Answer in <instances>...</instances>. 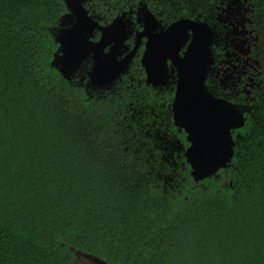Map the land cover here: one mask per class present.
Listing matches in <instances>:
<instances>
[{"label":"trees","instance_id":"trees-1","mask_svg":"<svg viewBox=\"0 0 264 264\" xmlns=\"http://www.w3.org/2000/svg\"><path fill=\"white\" fill-rule=\"evenodd\" d=\"M85 6L103 25L144 9L161 29L208 22L206 85L245 124L229 165L195 180L175 72L148 84L138 53L93 89L53 64L65 0H0V264H264V0Z\"/></svg>","mask_w":264,"mask_h":264},{"label":"water","instance_id":"water-1","mask_svg":"<svg viewBox=\"0 0 264 264\" xmlns=\"http://www.w3.org/2000/svg\"><path fill=\"white\" fill-rule=\"evenodd\" d=\"M65 1L73 22L58 31L56 39L61 55L54 58L53 64L71 78L85 60L92 58L90 84L110 87L129 68V61L138 49L136 45L119 59L128 48L126 41L131 33L128 21L123 14L102 25L87 10L86 0ZM145 15L150 25L140 35L147 38L141 57L146 81L161 86L175 72L173 117L188 133L190 145L185 154L192 175L199 181L232 161L235 152L232 132L245 124L244 111L239 104L215 95L206 85L207 71L214 63L212 44L216 37L208 22L180 18L158 31L155 15L148 9ZM96 30L101 33L99 40H94ZM109 43L113 45L106 51Z\"/></svg>","mask_w":264,"mask_h":264},{"label":"flooded vegetation","instance_id":"flooded-vegetation-1","mask_svg":"<svg viewBox=\"0 0 264 264\" xmlns=\"http://www.w3.org/2000/svg\"><path fill=\"white\" fill-rule=\"evenodd\" d=\"M147 9H144L143 11H136L135 14H133L132 12H130L128 14V16L126 14H124V17L126 18V20L128 21V24H129V28H130V37L129 39L126 41V44L128 46L127 50L123 52L122 56L119 57L122 58L124 56H126L127 54H129V52H131V50H133L135 48V46L137 45L138 46V49L137 51L134 53V55L131 57L130 61H129V68H130V65H131V62L133 61V59L135 58V56L139 53L141 54L140 56V59L142 57V54H143V51H144V48H145V44H146V41H147V38L144 36V35H140L142 33V31H144V29L146 28V25L148 26V24L150 25V20L148 19V17L145 15V12H146ZM123 15V14H122ZM115 19V18H114ZM113 19V20H114ZM112 20V21H113ZM111 21V22H112ZM110 22V23H111ZM101 24V23H100ZM109 24V23H108ZM103 25V24H102ZM107 25V24H106ZM166 28V27H164ZM163 28V29H164ZM160 28V25L158 27V31H161L163 30ZM101 37V33L99 30H96L95 31V37H94V40H99ZM113 44L112 43H109L108 46L105 48L106 51H109V48L112 46ZM142 49L141 52H139V50ZM61 55V54H60ZM94 63V60L92 58L88 59V60H85L82 64V68L78 70L77 73L75 74H82V73H85L88 78H89V75L88 73L90 72L91 70V66L92 64ZM87 66V67H85ZM128 68V69H129ZM128 69L121 74V76L123 74H125ZM74 74V75H75ZM73 75V76H74ZM72 76V77H73ZM120 76V77H121ZM119 77V78H120ZM147 77V75H146ZM89 85L93 88V89H104V88H99V87H94L90 84L89 82ZM113 85V84H112ZM111 85V86H112ZM107 88V87H105Z\"/></svg>","mask_w":264,"mask_h":264},{"label":"rangeland","instance_id":"rangeland-1","mask_svg":"<svg viewBox=\"0 0 264 264\" xmlns=\"http://www.w3.org/2000/svg\"><path fill=\"white\" fill-rule=\"evenodd\" d=\"M73 22V16L68 13L65 17H63V19L61 20V25L62 26H66V25H69ZM90 260H93V258H88Z\"/></svg>","mask_w":264,"mask_h":264},{"label":"snow or ice","instance_id":"snow-or-ice-1","mask_svg":"<svg viewBox=\"0 0 264 264\" xmlns=\"http://www.w3.org/2000/svg\"><path fill=\"white\" fill-rule=\"evenodd\" d=\"M101 71H103V69H101Z\"/></svg>","mask_w":264,"mask_h":264}]
</instances>
